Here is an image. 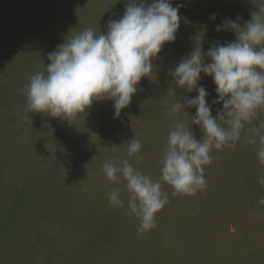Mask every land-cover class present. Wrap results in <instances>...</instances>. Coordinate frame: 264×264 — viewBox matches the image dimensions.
Wrapping results in <instances>:
<instances>
[{
	"label": "rangeland",
	"instance_id": "1",
	"mask_svg": "<svg viewBox=\"0 0 264 264\" xmlns=\"http://www.w3.org/2000/svg\"><path fill=\"white\" fill-rule=\"evenodd\" d=\"M127 4L0 0V264H264V204L259 203L264 164L257 155L258 137L256 145L237 142L234 148L213 150L212 163L204 166L207 187L194 196L173 195L161 182L168 203L156 214V226L144 233L129 214L126 191L121 192L125 207L110 206L108 193L123 189L125 182H110L102 171L106 161L128 158L160 179L176 122L167 110L196 95L175 89L171 71L200 44L206 52L213 41L233 42L232 31L217 32L216 26L238 17L243 26L264 8V0H172L173 6L182 5L175 41L163 46L153 60V74L141 79L118 117L112 101L94 102L74 119L28 113L29 78L47 66L48 53L87 28L106 33L109 19L118 20ZM197 86L207 90L215 117L222 103H213L212 78L201 74ZM185 112L189 115L181 111L179 118L191 123L195 108ZM262 123L264 108L245 130ZM192 130L202 138L199 126ZM260 131L264 134V127ZM134 137L142 145L140 161L127 156Z\"/></svg>",
	"mask_w": 264,
	"mask_h": 264
},
{
	"label": "clouds",
	"instance_id": "2",
	"mask_svg": "<svg viewBox=\"0 0 264 264\" xmlns=\"http://www.w3.org/2000/svg\"><path fill=\"white\" fill-rule=\"evenodd\" d=\"M181 7L173 6L172 0H152L150 4L128 0L123 15L118 20L109 19L106 33L97 35L87 28L58 45L48 53L49 63L43 71L29 78L28 113L74 119L94 102L112 101L118 117L130 105L141 79L153 74V60L163 46L175 41ZM210 19L214 21L215 14ZM240 19L224 18L215 29L232 31L233 42L213 41L206 52L200 44L171 71L175 89L188 93L195 90L196 95L186 98L183 104L178 100L167 110L176 116V122L160 162V179L143 173L128 158L106 161L102 166L110 182H125L123 189L116 187L108 193L110 206L125 207L121 192L126 191L127 208L139 220L140 233L156 226V214L168 203V193L162 190L161 182L172 188L173 195L194 196L206 189L204 166L212 163L213 150L231 149L237 142L256 145L258 137L257 155L264 164V134L260 131L264 123L245 130V124H251L258 110L264 108V8L252 13L243 26ZM201 74L211 77L216 87L217 99L213 103H222L215 117L211 115L207 90L197 86ZM167 92L175 96L172 87ZM185 108L196 110L190 116L191 123L179 118L181 111L189 115ZM26 119L29 121L28 116ZM193 125L199 126L201 139L195 137ZM141 147L134 137L128 143L127 156L140 161ZM259 183L264 185V177ZM259 203L264 204V199Z\"/></svg>",
	"mask_w": 264,
	"mask_h": 264
}]
</instances>
